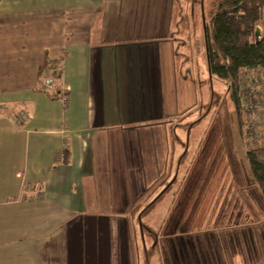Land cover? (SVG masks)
Masks as SVG:
<instances>
[{
	"label": "crops",
	"instance_id": "obj_1",
	"mask_svg": "<svg viewBox=\"0 0 264 264\" xmlns=\"http://www.w3.org/2000/svg\"><path fill=\"white\" fill-rule=\"evenodd\" d=\"M178 2L0 0V264H134L131 211L185 110ZM243 239L263 259L264 230Z\"/></svg>",
	"mask_w": 264,
	"mask_h": 264
},
{
	"label": "rangeland",
	"instance_id": "obj_2",
	"mask_svg": "<svg viewBox=\"0 0 264 264\" xmlns=\"http://www.w3.org/2000/svg\"><path fill=\"white\" fill-rule=\"evenodd\" d=\"M214 2L179 0L177 4L182 18L176 19L183 21L177 64L183 62L186 78L178 91L179 96L183 92L185 110L176 120L164 122L169 133V173L161 172L155 188L131 211L137 212L136 221L130 222L134 264H264L251 240L247 246L243 239L247 228L264 230L257 221L264 211V197L245 156L248 150L264 146V117L260 109L257 125L247 131L241 122L245 95L238 96V120L226 84L208 76L202 28ZM255 80L264 83V67L241 72L239 91L244 86L247 92L257 88ZM248 133L262 140L251 146ZM179 160L183 175L177 183L170 171H176Z\"/></svg>",
	"mask_w": 264,
	"mask_h": 264
},
{
	"label": "trees",
	"instance_id": "obj_3",
	"mask_svg": "<svg viewBox=\"0 0 264 264\" xmlns=\"http://www.w3.org/2000/svg\"><path fill=\"white\" fill-rule=\"evenodd\" d=\"M264 0H215L209 19L203 22V51L207 73L226 84L229 97L238 109L240 74L247 69L264 67V36H256L262 20ZM40 89L50 98H57V86ZM0 105V113L6 112ZM241 115V114H240ZM252 177L264 197V146L246 152Z\"/></svg>",
	"mask_w": 264,
	"mask_h": 264
},
{
	"label": "built area",
	"instance_id": "obj_4",
	"mask_svg": "<svg viewBox=\"0 0 264 264\" xmlns=\"http://www.w3.org/2000/svg\"><path fill=\"white\" fill-rule=\"evenodd\" d=\"M55 86H57V83L52 79H46L43 81V87L46 90H52ZM255 86H257V88H254L253 86V88H251V90H248V92V87L246 86H244L245 88H243L242 91H238V96L240 95V93L241 95H245V99H242L244 100V102L242 103V107L244 110L243 115L241 116V122L246 126L247 131H251V129H253V127L257 125L256 120L258 117L256 116V114L260 109V114H262L261 116L264 117V83L255 80ZM60 87V100L62 101V103L67 104V88L63 85H60ZM239 89H241V87ZM25 119L26 116L23 113H19L18 115L12 117V121L14 123H20ZM260 140H262V137L255 136L254 134L250 135L248 133V141L249 143H251V146H254L256 143L259 144Z\"/></svg>",
	"mask_w": 264,
	"mask_h": 264
},
{
	"label": "water",
	"instance_id": "obj_5",
	"mask_svg": "<svg viewBox=\"0 0 264 264\" xmlns=\"http://www.w3.org/2000/svg\"><path fill=\"white\" fill-rule=\"evenodd\" d=\"M255 34H256V36H259V34H258V29H256V33H255Z\"/></svg>",
	"mask_w": 264,
	"mask_h": 264
}]
</instances>
